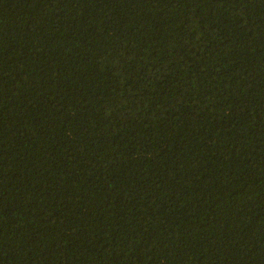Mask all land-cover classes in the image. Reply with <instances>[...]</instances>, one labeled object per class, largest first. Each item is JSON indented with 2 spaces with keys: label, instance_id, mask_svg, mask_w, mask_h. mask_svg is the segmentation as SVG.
<instances>
[{
  "label": "trees",
  "instance_id": "trees-1",
  "mask_svg": "<svg viewBox=\"0 0 264 264\" xmlns=\"http://www.w3.org/2000/svg\"><path fill=\"white\" fill-rule=\"evenodd\" d=\"M0 264H264V0H0Z\"/></svg>",
  "mask_w": 264,
  "mask_h": 264
}]
</instances>
